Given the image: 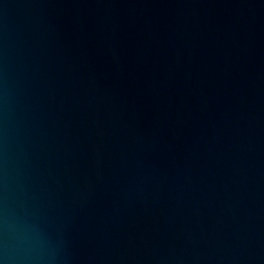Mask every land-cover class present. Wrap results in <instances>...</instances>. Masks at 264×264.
Instances as JSON below:
<instances>
[{"label": "water", "instance_id": "95a60500", "mask_svg": "<svg viewBox=\"0 0 264 264\" xmlns=\"http://www.w3.org/2000/svg\"><path fill=\"white\" fill-rule=\"evenodd\" d=\"M0 264H264V0H0Z\"/></svg>", "mask_w": 264, "mask_h": 264}]
</instances>
